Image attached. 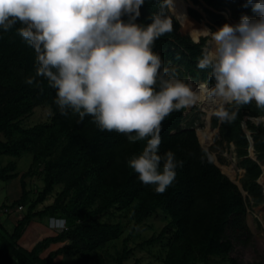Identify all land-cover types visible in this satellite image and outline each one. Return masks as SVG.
Segmentation results:
<instances>
[{"label": "trees", "instance_id": "1", "mask_svg": "<svg viewBox=\"0 0 264 264\" xmlns=\"http://www.w3.org/2000/svg\"><path fill=\"white\" fill-rule=\"evenodd\" d=\"M203 1L205 14L218 25L225 22L220 13L224 11H229L236 23L242 15L256 17L251 5L244 6L245 0ZM178 7L186 15L180 0ZM170 9L176 17L166 0H145L136 20L147 25L157 14L171 19L172 31L160 36L153 45V51L163 61L161 75L165 79L175 77L213 85L210 69L197 67L198 58L207 51V38H201L206 36L201 30L209 28L205 22L199 27L192 18L201 21L202 15L190 9L192 18L183 21L171 3ZM20 27L17 23L7 32L0 29V181L20 176L17 163L9 161L2 166V157L19 158L30 153L32 163L20 176L22 195L15 202L21 207L26 204L27 213L12 232L0 224V264H65L54 260L60 254L77 257V264H106L109 257L115 264H124L132 255L128 245L131 236L158 211L166 215L169 224L147 244L163 243L162 264H240L232 253L237 243L250 234L246 225L248 209L264 204V187L259 182L264 175V123L257 125L251 120L264 116V110L258 109L254 101L241 106L227 105L229 112H237L235 119L221 121L219 125L216 118L213 123L219 127L215 146H235L238 165L244 170L241 185L248 193L246 197L215 164L212 152L201 145L196 131L182 127L186 108L173 111L162 122L158 154L172 151L182 166L176 168V178L165 193L157 194L156 186L143 184L128 165L131 158L141 154L146 141L130 143L124 134L102 131L91 116L81 121L70 110L67 116L61 115L54 104L55 90L47 80L36 77L32 85L25 83L36 76L37 64L34 49L17 33ZM183 29L195 41L201 38V42L195 43ZM201 91L205 90L196 93ZM37 107L51 111L50 121L25 126L23 120ZM244 123L253 139L256 160L250 153ZM34 176L41 178L43 186L32 194L27 190L26 179ZM57 186L62 189L54 203L39 210L38 206ZM3 209L7 210L5 206ZM116 213L131 221L132 231L121 250L111 255L109 245L126 231L123 222L110 220ZM45 217L64 220L65 229L46 237L31 250L20 246L19 241L32 221ZM65 242L69 243L67 248L42 256L51 245Z\"/></svg>", "mask_w": 264, "mask_h": 264}, {"label": "clouds", "instance_id": "2", "mask_svg": "<svg viewBox=\"0 0 264 264\" xmlns=\"http://www.w3.org/2000/svg\"><path fill=\"white\" fill-rule=\"evenodd\" d=\"M144 2L0 0V29L7 32L17 23L22 25L17 33L34 49L37 64L36 76L25 83L32 85L36 77L47 80L61 115L70 110L81 121L91 116L102 131L124 134L130 143L146 141L128 165L143 184L155 185V192L163 194L182 162L172 151L158 154L162 122L200 96L183 80L161 75L163 61L153 45L173 26L169 17L160 14L147 25L136 23ZM249 5L255 18L242 15L234 25L201 30L210 37L211 48L198 58L197 67L210 69L214 81L210 89L206 84L201 87L220 102L215 115L222 122L237 115L225 105L254 101L264 110V0H245L244 6ZM253 122L264 123V116L254 117ZM63 224L49 220L52 228Z\"/></svg>", "mask_w": 264, "mask_h": 264}, {"label": "rangeland", "instance_id": "3", "mask_svg": "<svg viewBox=\"0 0 264 264\" xmlns=\"http://www.w3.org/2000/svg\"><path fill=\"white\" fill-rule=\"evenodd\" d=\"M186 15H183L178 7V0H171V7L175 14L178 15L181 20L186 21L190 16L188 11L193 9L198 11L202 15L201 21L192 20L197 23L199 27H202L203 22L208 26L211 31H216L223 24H236V21L232 19L229 11L220 12L225 22H221V25L213 23L204 12L205 2L203 0H180ZM170 12V4L168 3ZM182 26V25H181ZM212 28V29H211ZM186 35H191L183 29ZM207 38V48L210 50L211 42L210 37ZM170 79H177L171 77ZM189 84V80H183ZM194 85H190L192 90L196 93L197 90L202 89V85H207L210 89L213 85H209L203 81L193 82ZM197 94H202L209 103H214L216 99L209 100L207 93L201 91ZM51 111L46 107H37L33 114L23 120L25 126L31 127L38 123H44L50 121ZM219 119L215 113L208 114L207 111L202 110L201 104H195L186 108L184 113V121L182 127L184 129H194L197 133L198 139L201 145L212 152L214 162L219 166L223 173L230 176V178L237 184H241V179L244 175V170L238 165V159L235 153V148L232 144H224L222 147H216V139L218 137V127H214L213 123L215 119ZM220 120V119H219ZM211 127V128H210ZM212 131L213 135L208 140L203 138L200 133H207ZM4 140V137H1ZM9 161H15L17 163V172L20 176L26 173L32 163V155L25 153L19 158H12L4 156L1 158L2 166H6ZM228 170L233 172L229 173ZM20 176L17 179L4 182L0 181V224L4 225L9 232H12L19 220H21L27 213L28 206L23 205V210H19V205L15 202L18 201L22 195ZM260 184L264 187V175L260 179ZM27 190L35 194L37 188L43 186L42 180L39 176L28 177L26 179ZM62 189L61 186H57L55 192L41 205L38 206L39 210L44 209L46 206L54 203L57 193ZM32 196V195H31ZM3 206L7 210L3 209ZM50 217L36 218L32 221L30 226L26 229L22 239L19 241V245L31 250L37 243L49 236L55 235V233L61 232L65 229V221L62 227L52 228L49 226ZM111 221H121L124 223L126 231L124 235L117 240L114 244H110L108 251L111 255H115L117 251H120L123 245V241L132 231V223L122 213H116L115 217L110 219ZM169 219L162 211H158L150 219L145 221L140 227L135 230L131 236L129 247L132 250L131 257L124 264H162L161 258L165 255V248L163 243L157 242L153 245H148L147 241L159 236L161 231L167 227ZM246 225L249 229V235L243 238L241 242H238L235 250L232 253V257L236 258L240 264H253L255 262H261L264 264V204L260 206H250L246 217ZM68 242L58 243L51 245L46 251L42 253L43 257H47L50 252L56 251L61 247L67 248ZM55 261H60L65 264H77V257H69L66 254H60L54 258ZM106 264H115L111 257L107 258Z\"/></svg>", "mask_w": 264, "mask_h": 264}, {"label": "bare ground", "instance_id": "4", "mask_svg": "<svg viewBox=\"0 0 264 264\" xmlns=\"http://www.w3.org/2000/svg\"><path fill=\"white\" fill-rule=\"evenodd\" d=\"M194 20V19H193ZM183 27V26H182ZM184 28V27H183ZM185 29V28H184ZM186 30V29H185ZM187 31V30H186ZM204 37V36H203ZM207 37V36H206ZM199 96H200V99L196 102V103H194L193 105H197V104H201V108H202V110H204V111H207L208 112V114L211 116V114H213V113H215L217 110H218V108H219V106H220V102L218 101V100H215V102L214 103H209L208 102V100H206L205 98H204V96L202 95V94H198ZM211 128V127H210ZM200 135L203 137V138H207L208 140H210V138L212 137V135H213V133H212V131H207V133L205 134H203V133H200ZM229 171V173H231V172H233V171H231V170H228Z\"/></svg>", "mask_w": 264, "mask_h": 264}, {"label": "water", "instance_id": "5", "mask_svg": "<svg viewBox=\"0 0 264 264\" xmlns=\"http://www.w3.org/2000/svg\"><path fill=\"white\" fill-rule=\"evenodd\" d=\"M172 13V12H171ZM188 13H189V11H188ZM173 14V13H172ZM174 15V14H173ZM175 16V15H174ZM189 16H190V14H189ZM176 17V16H175ZM191 17V16H190ZM177 19V18H176ZM178 20V19H177ZM178 22L180 23V21L178 20ZM181 24V23H180ZM192 38V37H191ZM201 38H205V36L204 37H201ZM201 38L200 39H198V41H195L193 38H192V40L195 42V43H200L201 42ZM189 83H190V85H194V83L192 82V80H190L189 79ZM212 88V87H211ZM227 105H225V107H226ZM251 120H253V118L251 119ZM221 124V120L219 121V125ZM244 129H245V131H246V133H247V135H248V137H249V140H250V143H251V147H250V153H251V156H252V158L254 159V160H256V157H255V155H254V152H253V139H252V137H251V134L247 131V128H246V124L244 123ZM218 133H219V127H218ZM233 145V144H232ZM233 147L235 148V146L233 145ZM216 164V163H215ZM217 165V164H216ZM218 166V165H217ZM219 167V166H218ZM222 171V170H221ZM223 173V172H222ZM224 175H226L225 173H223ZM234 184H236L237 186H238V188H239V190H240V192L242 193V195L244 196V197H246L247 195H248V193L247 192H245L244 191V189H243V187H242V185L241 184H237L236 182H234L231 178H230V176H228V175H226Z\"/></svg>", "mask_w": 264, "mask_h": 264}, {"label": "built area", "instance_id": "6", "mask_svg": "<svg viewBox=\"0 0 264 264\" xmlns=\"http://www.w3.org/2000/svg\"><path fill=\"white\" fill-rule=\"evenodd\" d=\"M19 210H23V207L20 206V207H19Z\"/></svg>", "mask_w": 264, "mask_h": 264}]
</instances>
